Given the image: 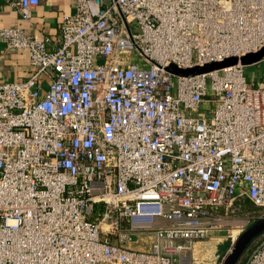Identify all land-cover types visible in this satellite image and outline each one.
<instances>
[{"label":"built area","instance_id":"2783aa9c","mask_svg":"<svg viewBox=\"0 0 264 264\" xmlns=\"http://www.w3.org/2000/svg\"><path fill=\"white\" fill-rule=\"evenodd\" d=\"M6 1L22 21L39 3ZM72 2L52 47L0 28L29 65L0 79V264H185L193 241L233 244L264 217V79L239 60L264 47V0ZM237 264H264V234Z\"/></svg>","mask_w":264,"mask_h":264},{"label":"crops","instance_id":"0c3cea01","mask_svg":"<svg viewBox=\"0 0 264 264\" xmlns=\"http://www.w3.org/2000/svg\"><path fill=\"white\" fill-rule=\"evenodd\" d=\"M73 11L72 0H39V3L32 8L31 19L22 21L18 12L6 0H0V28L20 27L28 35L47 39L52 47L60 17ZM28 72V51L26 49L6 50L4 42L0 39V79L21 80L27 76ZM208 237L213 238L214 233ZM209 246V241L191 242L189 249L183 252L181 261L185 264H215V261L208 259L210 257L206 248Z\"/></svg>","mask_w":264,"mask_h":264},{"label":"rangeland","instance_id":"374dc122","mask_svg":"<svg viewBox=\"0 0 264 264\" xmlns=\"http://www.w3.org/2000/svg\"><path fill=\"white\" fill-rule=\"evenodd\" d=\"M243 74L246 78L247 82H255L260 79H264V60H261L256 63L248 64L244 67ZM254 207L249 204V202L244 201L242 203V208L240 213L242 214L243 210H251ZM103 230H105L106 226H101ZM229 234V232H228ZM264 234V230L261 231L258 235H256L245 247V249L242 251L241 255L239 256L238 260L235 264L240 263L242 260H244L248 249L255 244L257 241L260 240L262 235ZM218 235V236H217ZM210 236V235H209ZM216 236V237H215ZM114 237V235H113ZM199 242H208L210 246L206 249L209 252L208 258L210 261H215V264H222L223 259L227 255V253L230 251V248L232 244H230L229 239L226 237V232H216L214 233V237H206L203 239H198ZM149 240L142 238H135V240H130L127 242H124L123 244L130 248H136V249H145L148 245ZM208 261V262H210Z\"/></svg>","mask_w":264,"mask_h":264},{"label":"water","instance_id":"95a60500","mask_svg":"<svg viewBox=\"0 0 264 264\" xmlns=\"http://www.w3.org/2000/svg\"><path fill=\"white\" fill-rule=\"evenodd\" d=\"M264 56V47L261 48L259 51L254 53H248L244 56H242L239 60L242 64H250L255 61H258L261 57ZM237 61L236 58L231 57L227 58L220 62H214L211 64H208L204 66L203 68H195V70H205L207 68H217L222 67L226 65L233 64ZM191 69L186 70H178V72L181 73H189L191 72ZM264 230V217L258 218L251 222L237 237V239L232 244L230 251L227 253L225 258L222 261V264H235L238 260L239 256L241 255L242 251L245 249L246 245L261 231Z\"/></svg>","mask_w":264,"mask_h":264},{"label":"bare ground","instance_id":"6f19581e","mask_svg":"<svg viewBox=\"0 0 264 264\" xmlns=\"http://www.w3.org/2000/svg\"><path fill=\"white\" fill-rule=\"evenodd\" d=\"M228 232H229V234H232V233H235L236 230H230V231H228Z\"/></svg>","mask_w":264,"mask_h":264}]
</instances>
